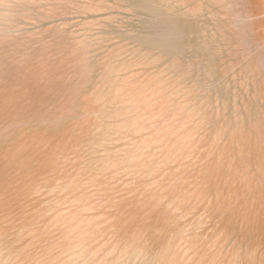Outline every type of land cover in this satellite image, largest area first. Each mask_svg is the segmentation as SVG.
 Listing matches in <instances>:
<instances>
[{
  "label": "rangeland",
  "instance_id": "374dc122",
  "mask_svg": "<svg viewBox=\"0 0 264 264\" xmlns=\"http://www.w3.org/2000/svg\"><path fill=\"white\" fill-rule=\"evenodd\" d=\"M0 264H264V0H0Z\"/></svg>",
  "mask_w": 264,
  "mask_h": 264
}]
</instances>
